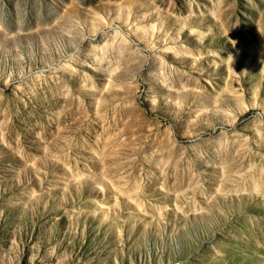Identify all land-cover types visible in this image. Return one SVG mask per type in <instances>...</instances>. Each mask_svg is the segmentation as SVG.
Wrapping results in <instances>:
<instances>
[{
  "label": "rangeland",
  "instance_id": "obj_1",
  "mask_svg": "<svg viewBox=\"0 0 264 264\" xmlns=\"http://www.w3.org/2000/svg\"><path fill=\"white\" fill-rule=\"evenodd\" d=\"M0 264H264V0H0Z\"/></svg>",
  "mask_w": 264,
  "mask_h": 264
}]
</instances>
